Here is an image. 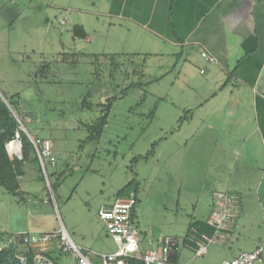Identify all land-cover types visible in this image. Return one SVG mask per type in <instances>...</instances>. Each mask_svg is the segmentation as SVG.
<instances>
[{"label": "rangeland", "instance_id": "obj_1", "mask_svg": "<svg viewBox=\"0 0 264 264\" xmlns=\"http://www.w3.org/2000/svg\"><path fill=\"white\" fill-rule=\"evenodd\" d=\"M84 3L75 1L76 9L67 10L46 6L40 0H0V94L8 98L19 94L24 102L18 118L21 121L25 114L27 132L51 143L54 140L56 171L61 175L54 194L45 175V182L40 181L30 165L20 179L22 196H11L0 188V232L51 234L65 230L77 246L99 254L116 252L98 210L136 181L138 204L132 231L141 250H153L165 237L176 238L179 262L191 264H222L241 252L254 250L264 242V201L260 205L263 208L256 202L245 210L231 238L225 243H209L203 256L183 244L190 223L206 222L210 217L213 180L222 178L227 170L244 167L248 161L230 160L221 143H203V151L196 157L192 144L185 149L180 143L199 129L192 124L177 131L181 123L175 125L177 113L166 97L173 78L161 77L176 63L174 58L145 60L140 84L146 85L130 87L124 95L122 90L138 81L137 77L126 78L124 72L132 71L128 61H142L148 49L144 39L132 47L143 50V54L121 59L123 67L114 80L109 78L108 63L104 64L100 81L105 88L91 84L93 66L87 58L78 59L73 66L54 64L64 53L101 55L131 48L129 43H121L120 33L98 24L97 15L83 14ZM81 24L90 41L72 36V27ZM46 63L53 65L50 74L36 79V71ZM87 88L94 106L82 108ZM111 95L118 98L101 138L88 140L85 125L100 115L95 104ZM53 169L47 165V173ZM50 180L54 182L55 177ZM261 189L260 196L264 195V185Z\"/></svg>", "mask_w": 264, "mask_h": 264}, {"label": "crops", "instance_id": "obj_2", "mask_svg": "<svg viewBox=\"0 0 264 264\" xmlns=\"http://www.w3.org/2000/svg\"><path fill=\"white\" fill-rule=\"evenodd\" d=\"M40 1L46 6L75 10L74 2L80 0L66 4L59 2L62 0ZM82 1L87 5L83 7L86 10L83 14L97 15V23L106 25L109 32L120 33L121 43H129L131 47L124 52L108 54L142 55L143 50L132 47L133 43L144 39L148 47L144 54L149 55L146 60L165 56L174 58L176 63L161 77L163 80L168 76L173 78L166 97L177 113L175 125L180 118H185L177 131L179 133L184 126L191 127L192 124L199 129L180 141L185 149L192 144L196 157L199 151H203V143H221L225 145L222 150L230 160L248 161L238 170L224 172V176L213 180L210 187L212 210L216 194L229 193L238 197L239 216L229 231L231 235L245 210L253 207V203L258 202L260 206L264 201V195H259L264 185V0ZM82 26L85 29V25ZM85 39L91 40L88 35ZM203 52L213 61L203 59ZM187 111L190 113L183 116L182 113ZM53 152L57 159L54 148ZM232 163L238 166V163ZM32 169L36 172L34 167ZM56 170L54 168L51 172L57 174ZM37 178L40 180L38 175ZM113 202L102 207H109ZM0 233L10 236L7 232ZM203 240V237L196 240L195 248L184 245L196 250L198 242ZM216 241L225 243L220 239ZM161 244L158 242L153 250H159ZM79 247L91 253L90 259L98 263L94 255L99 253ZM48 251L53 256L59 255L55 242ZM59 258V263L76 264L72 258V261H64L61 255Z\"/></svg>", "mask_w": 264, "mask_h": 264}, {"label": "trees", "instance_id": "obj_3", "mask_svg": "<svg viewBox=\"0 0 264 264\" xmlns=\"http://www.w3.org/2000/svg\"><path fill=\"white\" fill-rule=\"evenodd\" d=\"M72 36L74 38L79 39H85L87 37V32L83 28L82 25H74L72 27ZM138 55V54H137ZM124 56H129L130 58H136V55H123V54H101V55H88L85 53H64L60 56L59 60H56L54 64H70L71 66L78 64V59L84 58L88 59L90 62V65L93 66V72L91 73L94 76L93 81L91 84H101L103 88H105L104 84L100 81V76L102 75V67L107 62L110 70H109V78L111 80H114L116 74L120 69L123 67ZM149 55H145L139 63L136 64L134 61H128L129 65L132 68V71L130 72H124L125 77H137V82H131L127 85L126 88H124L121 92V95H124L127 93L128 89L131 87H143L145 85L140 84V80L144 75V71L141 67L145 65V60ZM102 60V61H101ZM53 65L51 63H46L39 67V69L36 71L35 76L36 79L38 77L47 78V76L51 72V67ZM158 80V79H157ZM154 80V81H157ZM152 82H149L148 84H151ZM5 101L0 96V188L5 190L8 194L14 197H20L22 196V190L20 186V177H22L25 174V168L26 166L30 165L33 166L36 169V172L39 175V178L41 181L45 182V177L43 175L41 166L39 164L38 157L36 155L35 149L29 139V136L26 132L22 131L21 126L15 116H19L20 114V108L22 105L23 100L21 99L19 94L13 95L11 97H6L4 94H2ZM91 90L87 88L86 92L83 95V101H82V108H91L92 105L89 101L91 98ZM118 98L117 95H111L108 98H106L104 101H99L97 104H95L96 107H98L100 115L96 117L91 124L85 125L86 131L89 133L88 140H99L104 132L105 127L108 124V118L110 115V112L112 110V106L115 102V100ZM156 113V106L154 107V110L150 113V117L154 118ZM190 111H187L186 114H189ZM28 114V113H27ZM25 115V114H24ZM23 115L21 119V123L24 125L25 129L26 126L24 124V118ZM185 118H180L179 123H182ZM30 134V133H29ZM16 135H19V141L21 143V152H22V159L20 160L19 157L15 156L11 151L9 145L11 143H16V141H13L16 137ZM31 135V134H30ZM32 136V135H31ZM9 142V143H8ZM8 143V149L10 158L7 154L5 145ZM154 150V148H152ZM53 151V149H52ZM153 152V151H151ZM54 154V152H53ZM54 168H57V164ZM57 174L55 172L47 173L48 181L50 183L51 193L54 194L57 187L59 186L60 182L59 179L61 178V175L59 174L57 177ZM55 177L54 182H51L50 178ZM138 185L136 181H131L126 186H124L116 196V199L118 198H128L133 197L136 200V204L132 210L131 213V222L134 221L135 215H136V206L138 204ZM215 234V230L210 227L207 224V221H193L189 225L188 233L186 235V238L183 241V244L188 245L190 247L196 246L195 241L196 240H202L203 236H206L208 238L213 237ZM10 236L5 235L4 233H0V264H39L36 260V253L34 249L28 246H22L18 244H11L8 246H3L2 243L5 244V242L8 240ZM59 255L53 256L52 252H45L42 254V257L49 262V264H62L59 263V257L62 254L59 252ZM173 261H177V256L172 257ZM129 264H140L136 260H129Z\"/></svg>", "mask_w": 264, "mask_h": 264}, {"label": "built area", "instance_id": "obj_4", "mask_svg": "<svg viewBox=\"0 0 264 264\" xmlns=\"http://www.w3.org/2000/svg\"><path fill=\"white\" fill-rule=\"evenodd\" d=\"M201 57L208 62L213 58L206 53H201ZM19 124L22 125L15 114ZM35 149L42 172L47 182V165L55 167L57 159L52 151V143L48 139H42L28 135ZM238 197L235 194H216L214 196V208L207 220V224L215 230L213 237L203 236L204 242H198L195 250L197 256L207 253L209 243L218 239L227 242L231 235L229 231L233 229L236 219L239 216L237 207ZM136 204L133 197L118 198L111 206L102 207L98 211V218L104 224L108 235L117 246V251L108 254L94 255L98 263L90 259L88 251L83 250L70 239L65 230L56 233L33 234L20 233L11 234L3 246L18 244L34 249L36 260L39 264H49L42 254L48 251V247L55 242L58 251L72 258L76 264H129V260H136L140 264H188L173 261L172 257L178 253V239L165 237L159 250L143 251L139 247V241L132 231L131 213ZM223 264H264V242L249 252H241L235 258Z\"/></svg>", "mask_w": 264, "mask_h": 264}, {"label": "water", "instance_id": "obj_5", "mask_svg": "<svg viewBox=\"0 0 264 264\" xmlns=\"http://www.w3.org/2000/svg\"><path fill=\"white\" fill-rule=\"evenodd\" d=\"M0 96H1L2 99L5 101V99H4V97L2 96V94H0ZM21 129H22V128H21ZM22 131L26 132L27 135H29V133L27 132V130H26L25 128H23ZM13 141H16L17 144H18V146H19V151H20L19 159L21 160V159H22V155H21L22 152H21V143H20V141H19V135H16V137H15V139H14ZM8 143H9V142H8ZM8 143H6L5 148H6V151H7V154H8V156H9V158L11 159L10 154H9V149H8ZM11 160H13V159H11Z\"/></svg>", "mask_w": 264, "mask_h": 264}, {"label": "bare ground", "instance_id": "obj_6", "mask_svg": "<svg viewBox=\"0 0 264 264\" xmlns=\"http://www.w3.org/2000/svg\"><path fill=\"white\" fill-rule=\"evenodd\" d=\"M9 147H10V151H11L15 156L19 157V155H20V151H19V146H18V144H17V143H11V144L9 145Z\"/></svg>", "mask_w": 264, "mask_h": 264}]
</instances>
